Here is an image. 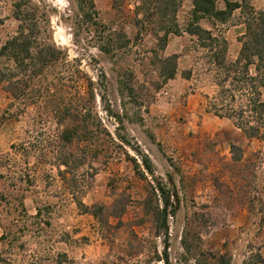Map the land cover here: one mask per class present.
<instances>
[{"label": "rangeland", "instance_id": "374dc122", "mask_svg": "<svg viewBox=\"0 0 264 264\" xmlns=\"http://www.w3.org/2000/svg\"><path fill=\"white\" fill-rule=\"evenodd\" d=\"M20 1L34 14L40 40L61 54L21 101L0 84V264H165V255L169 264L264 260V138L248 139L209 111L219 89L208 50L181 33L160 51L151 27L134 25L138 0H92L91 22L79 9L84 0H0V49L17 31L14 5ZM179 1L184 28L192 6ZM251 3L264 11V0ZM200 25L226 40L228 60H234L244 32L239 11L226 24ZM110 32L126 35L129 44L102 52ZM175 51L177 74L163 83L158 60ZM12 67L0 56V73ZM89 80L104 99L84 102L89 139L69 148L62 178L60 128L47 102L85 99ZM232 145L241 150L238 161ZM158 185L177 196H171L175 214L165 235L142 210L148 196L162 206L159 192L152 194ZM74 196L88 207L123 198L126 212L120 221L102 223L83 213Z\"/></svg>", "mask_w": 264, "mask_h": 264}, {"label": "trees", "instance_id": "16d2710c", "mask_svg": "<svg viewBox=\"0 0 264 264\" xmlns=\"http://www.w3.org/2000/svg\"><path fill=\"white\" fill-rule=\"evenodd\" d=\"M84 1V4L80 3L79 9L84 20L91 22L93 21L92 15L88 9L94 11V4L92 0ZM190 1L192 10L184 28L179 26L177 20L180 10L179 0H138L134 25L137 28L144 25L151 27L150 32L162 52L166 48L168 38L180 36L181 33L194 38L198 46L208 50L209 61L217 72L215 81L219 89L215 101L209 106V111L220 119L225 118L233 122L234 126L248 139L264 138V101L262 100L264 91V11L256 10L252 6V0ZM218 1L223 2L222 8L218 7ZM21 2L14 5V18L19 23L17 31L0 49V56L13 63L12 71L7 69L8 74L0 73V84L3 85L4 92L8 93L14 101L23 100L27 89L36 87L37 79L46 74L47 70L56 64V61H59L58 54H61L53 45L44 44V40H40V29L35 22L34 14L25 9V4ZM83 5L86 6L83 7ZM236 11H239V23L244 26V34L238 38L240 48L236 58L228 60L226 40L214 36L211 30L203 28L200 22L207 20L213 27L217 24L223 25L231 19ZM139 15H142V19L138 18ZM92 26H97V23L93 22ZM108 36L105 42L106 46H99L100 50L105 53H110V49L126 47L130 42L126 35L120 32H110ZM177 61L178 55L176 54L158 60L159 77L163 83L175 78ZM183 77L188 80L190 71L184 72ZM97 96L100 100L104 99L99 84L89 80L85 99H79L73 104H66L62 98H59L57 102H47L51 106L49 115L60 128L58 135L60 148L56 155L59 165L65 168L59 172L62 178L69 171L71 160L69 148L73 143L78 144L89 139L91 119H89L90 112L82 110L84 102L89 100L92 103ZM237 96L240 99H237ZM239 100L242 103L235 106ZM96 123L100 124L98 121ZM121 141H125L124 138H121ZM231 152L235 161L241 159V150L238 147L232 145ZM142 166L148 174L153 175L149 160L142 158ZM153 190V196H156L155 191L159 192L157 197H159L158 200L162 206L159 204L153 206L148 196L143 201L142 210L145 215L151 216L158 232L165 235L168 231V217L175 214L171 196L175 198L177 196L170 195L159 185ZM73 199L83 213L102 223H107L109 218L120 221L127 208V202L123 198L115 199L110 206L92 205L89 207L83 204L81 198L74 196ZM163 261L165 264H169L167 255ZM220 261L221 264H229V260L222 257ZM252 264H264V260L258 256Z\"/></svg>", "mask_w": 264, "mask_h": 264}, {"label": "crops", "instance_id": "0c3cea01", "mask_svg": "<svg viewBox=\"0 0 264 264\" xmlns=\"http://www.w3.org/2000/svg\"><path fill=\"white\" fill-rule=\"evenodd\" d=\"M184 34V33H183ZM244 34V32H242L241 34H240V36H242ZM178 38H181V36L179 37L178 36ZM175 39H177V37H175V36H173V37H169L168 38V43H167V46H166V50H167V48H169V45L173 42V41H175ZM173 53H178L177 51H175V52H172L171 54H173ZM237 53L238 52H236V53H234L231 57L232 58H236V56H237ZM0 239H1V236H0ZM264 243V242H263ZM64 258H65V256H64ZM68 259H70V258H68ZM60 264H66L65 262H61Z\"/></svg>", "mask_w": 264, "mask_h": 264}]
</instances>
